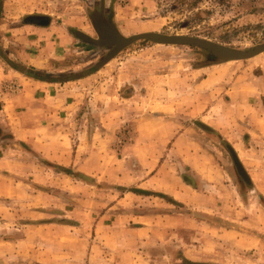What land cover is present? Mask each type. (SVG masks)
Returning <instances> with one entry per match:
<instances>
[{
    "label": "rangeland",
    "instance_id": "obj_1",
    "mask_svg": "<svg viewBox=\"0 0 264 264\" xmlns=\"http://www.w3.org/2000/svg\"><path fill=\"white\" fill-rule=\"evenodd\" d=\"M105 25L253 51L264 0H0L2 65L87 74L53 82L69 163L28 159L0 189V264H264V53L141 38L110 56Z\"/></svg>",
    "mask_w": 264,
    "mask_h": 264
},
{
    "label": "crops",
    "instance_id": "obj_2",
    "mask_svg": "<svg viewBox=\"0 0 264 264\" xmlns=\"http://www.w3.org/2000/svg\"><path fill=\"white\" fill-rule=\"evenodd\" d=\"M2 64L0 61V189L5 187L1 195L10 197V189L27 180H19L17 175L31 174L25 169L31 163L28 159L39 161L45 157L60 164L69 163L71 151L66 149L62 119L56 114L71 105L66 97L69 94L57 91L55 83L25 76L17 68ZM12 85L17 89L11 90ZM21 156L26 161L22 162Z\"/></svg>",
    "mask_w": 264,
    "mask_h": 264
},
{
    "label": "water",
    "instance_id": "obj_3",
    "mask_svg": "<svg viewBox=\"0 0 264 264\" xmlns=\"http://www.w3.org/2000/svg\"><path fill=\"white\" fill-rule=\"evenodd\" d=\"M96 29H97V32L99 33L100 36L105 37L106 35H108L111 38V41L113 43H116L115 48L110 53V56L117 53L120 49H122L126 45L134 42L135 40L141 39V38L146 39V40L149 39V40H152L156 43L197 45V46L209 49L210 51H212L218 55L228 57L229 59L249 58V57H252V56L264 51V46L258 47L253 51H236L233 49L220 47V46L215 45L213 43H207L205 41H202L200 39L193 38V37L165 36V35H160V34H155V33H142V34L133 35V36H130L127 38H123V37H120L116 34H113L112 30L107 25L101 26L100 29H98V28H96ZM82 37H86V36L82 35ZM85 39H88V38L86 37ZM233 157H234L233 159H234L235 166L237 167L239 173L242 174L241 166H240L239 162L237 161V158L235 157L234 154H233Z\"/></svg>",
    "mask_w": 264,
    "mask_h": 264
},
{
    "label": "trees",
    "instance_id": "obj_4",
    "mask_svg": "<svg viewBox=\"0 0 264 264\" xmlns=\"http://www.w3.org/2000/svg\"><path fill=\"white\" fill-rule=\"evenodd\" d=\"M92 71H93V70L89 69L87 73H91ZM28 75H29L30 77H33V78H35V79L42 80V81H48V82H62V81H70V80H74V79H79V78H81V77H83L84 75H87V74L82 73V74H79V75H74V76H71V77H69V78H67V79H65V80H54V79H52V78H47V77H45V78H39V77L35 76L34 74H28Z\"/></svg>",
    "mask_w": 264,
    "mask_h": 264
},
{
    "label": "built area",
    "instance_id": "obj_5",
    "mask_svg": "<svg viewBox=\"0 0 264 264\" xmlns=\"http://www.w3.org/2000/svg\"><path fill=\"white\" fill-rule=\"evenodd\" d=\"M11 88L15 89L13 85L11 86Z\"/></svg>",
    "mask_w": 264,
    "mask_h": 264
}]
</instances>
